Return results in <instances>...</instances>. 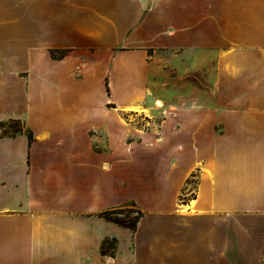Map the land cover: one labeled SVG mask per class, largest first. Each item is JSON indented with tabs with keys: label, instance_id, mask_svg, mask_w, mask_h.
Returning <instances> with one entry per match:
<instances>
[{
	"label": "crops",
	"instance_id": "0c3cea01",
	"mask_svg": "<svg viewBox=\"0 0 264 264\" xmlns=\"http://www.w3.org/2000/svg\"><path fill=\"white\" fill-rule=\"evenodd\" d=\"M10 122L0 264H264V0H0Z\"/></svg>",
	"mask_w": 264,
	"mask_h": 264
},
{
	"label": "rangeland",
	"instance_id": "374dc122",
	"mask_svg": "<svg viewBox=\"0 0 264 264\" xmlns=\"http://www.w3.org/2000/svg\"><path fill=\"white\" fill-rule=\"evenodd\" d=\"M158 112V111H156ZM160 118L157 120L159 121ZM14 130H23V127L21 125V123L19 122H10L9 124H5L3 126V129H1V134H10L12 131ZM130 140L132 139L131 137L129 138ZM194 180L192 179V181H190L189 183V189L192 190V188L194 187V184H193ZM109 211V216L110 218L112 219H116L118 220L119 222L123 223V224H126V225H130L132 224L135 219L138 217V211H140V209H138V207H136L133 203H128L124 206H121L120 208H116V209H113V210H108ZM141 212V211H140ZM120 226V225H118ZM120 227H123V226H120ZM123 228H126V227H123ZM129 229V228H127ZM113 240L115 239H112V240H104L102 243H101V246L102 244L106 242V244L103 246L102 248V251L100 250V255L103 257H111V255L114 253V256H115V252H116V246H117V240H115L116 242H114ZM100 246V248H101ZM113 256V257H114Z\"/></svg>",
	"mask_w": 264,
	"mask_h": 264
},
{
	"label": "trees",
	"instance_id": "16d2710c",
	"mask_svg": "<svg viewBox=\"0 0 264 264\" xmlns=\"http://www.w3.org/2000/svg\"><path fill=\"white\" fill-rule=\"evenodd\" d=\"M0 127L3 129V125H0ZM18 132H21V130H14V131H12V132L10 133V135H13V134L18 133ZM3 135H7V134L4 133ZM27 136H28V139L31 140V135H30V134H27ZM137 214H138V217H137V218L135 219V221H134L132 224H130V225L123 224V223L119 222V221L116 220V219H112V218H110V216H109V211H108V210L102 212V213L100 214V217H102L103 219H105V220H107V221H109V222H112V223H115V224H117V225H120V226H123V227L129 228L130 230L134 231V230H135V227H136V223L138 222V220H139V218H140V216H141V212L138 211ZM113 241L116 242L115 240H113ZM106 242H107V241H105V242L102 244V246H101V248H100L101 251H102L103 246L106 244ZM113 256H114V253L111 255V257H113Z\"/></svg>",
	"mask_w": 264,
	"mask_h": 264
},
{
	"label": "bare ground",
	"instance_id": "6f19581e",
	"mask_svg": "<svg viewBox=\"0 0 264 264\" xmlns=\"http://www.w3.org/2000/svg\"><path fill=\"white\" fill-rule=\"evenodd\" d=\"M162 108H163V102H162V100H160V99H154L153 100V103H152V108L151 109L154 110V111H160ZM145 113L147 115H149V113L147 111H145Z\"/></svg>",
	"mask_w": 264,
	"mask_h": 264
}]
</instances>
